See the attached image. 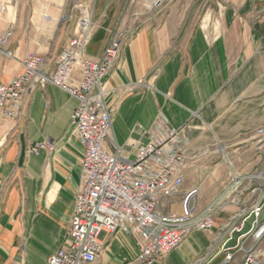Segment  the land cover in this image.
<instances>
[{
	"label": "crops",
	"instance_id": "crops-1",
	"mask_svg": "<svg viewBox=\"0 0 264 264\" xmlns=\"http://www.w3.org/2000/svg\"><path fill=\"white\" fill-rule=\"evenodd\" d=\"M93 8L87 56L99 58L112 33L125 34L105 78L112 120L105 150L133 160L159 118L183 127L189 165L179 191L160 197V213L180 214L193 189L191 203L200 212L238 179V200L225 197L211 229L190 231L153 264H219L231 229L264 200V176L257 175L264 143L256 134L264 127V0H94ZM73 10L66 0H0V35L11 31L4 46L11 56L0 55V84L21 72L29 53L46 59L45 72L54 70L75 32ZM215 10L219 17L200 16ZM75 105L67 91L46 84L25 95L18 117L0 113V264H46L65 243L82 186L84 148L70 124ZM44 141L53 148L30 151ZM143 240L134 224L117 228L91 264H140ZM243 240L250 246L251 234ZM242 253L234 250L229 264Z\"/></svg>",
	"mask_w": 264,
	"mask_h": 264
},
{
	"label": "built area",
	"instance_id": "built-area-1",
	"mask_svg": "<svg viewBox=\"0 0 264 264\" xmlns=\"http://www.w3.org/2000/svg\"><path fill=\"white\" fill-rule=\"evenodd\" d=\"M92 33L88 8L80 4L75 32L56 57L54 70L45 72L46 59L29 53L21 61V72L0 84V113L9 118L18 117L25 95L46 84L67 91L76 99L70 124L84 148L82 186L75 195L65 243L49 255L46 264H91L102 250L103 238L130 224L144 235L137 260L140 264H153L175 249L190 231L210 230L215 211L226 196L237 191L238 179H233L225 191L200 212L191 203L196 192L193 189L184 196L180 214L160 213L157 210L160 197L179 191L189 165L183 127H172L165 118H159L151 140L137 148L133 160L123 158L118 149L114 153L105 150L104 143L112 129L105 102L108 91L105 78L119 57L125 34L114 33L96 59L85 53ZM10 36V30L0 35V55L11 56L4 48ZM76 71L78 78L74 76ZM256 134L258 141L264 142V127L257 129ZM52 148L51 143L44 141L31 146L30 151L37 154ZM234 198L230 200L235 201ZM263 205L264 200L250 210L257 213L249 232L250 246L245 247L244 240H238L235 247L225 249L219 264L234 261V250L243 252L238 264H264V219H259Z\"/></svg>",
	"mask_w": 264,
	"mask_h": 264
},
{
	"label": "rangeland",
	"instance_id": "rangeland-1",
	"mask_svg": "<svg viewBox=\"0 0 264 264\" xmlns=\"http://www.w3.org/2000/svg\"><path fill=\"white\" fill-rule=\"evenodd\" d=\"M36 1V0H35ZM67 1V3H68V5L70 6V7H73V14L75 15H79V5L81 4V3H85V5L83 4V6H86V4L88 3L89 5H90V7L91 8H88V14H89V17L91 18V13H92V15H93V12H94V8H93V5H94V0H83V2H80L79 0H66ZM177 1H180V2H196V3H202V2H211V1H213V0H177ZM87 2V3H86ZM87 4V5H88ZM96 12V11H95ZM206 12L207 11H203L202 13H201V17H205V18H211V17H213V16H215V17H219L220 16V11L219 10H215V11H211V12H214L215 14H213L212 16L210 15V16H208V15H206ZM64 18L65 19H70V15L69 14H65V16H64ZM77 21V20H76ZM76 26V25H75ZM76 28V27H75ZM117 32V31H116ZM115 32V33H116ZM114 35V33H112V35L109 37V39L112 37ZM109 41V40H108ZM109 139L110 140H112L111 139V136H110V134H109ZM262 143H264V142H262ZM264 161V160H263ZM257 175L258 176H264V164H263V167L261 168V169H259L258 170V172H257ZM238 191V190H237ZM238 196H239V193L237 194V196H236V193H232V196L230 197V199H232V198H234V199H237L238 200Z\"/></svg>",
	"mask_w": 264,
	"mask_h": 264
},
{
	"label": "water",
	"instance_id": "water-1",
	"mask_svg": "<svg viewBox=\"0 0 264 264\" xmlns=\"http://www.w3.org/2000/svg\"><path fill=\"white\" fill-rule=\"evenodd\" d=\"M255 213L250 211L245 218L242 220L239 229L233 228L230 232L229 238L224 243V248H233L237 245L238 239L249 233L252 229V223L255 221Z\"/></svg>",
	"mask_w": 264,
	"mask_h": 264
},
{
	"label": "bare ground",
	"instance_id": "bare-ground-1",
	"mask_svg": "<svg viewBox=\"0 0 264 264\" xmlns=\"http://www.w3.org/2000/svg\"><path fill=\"white\" fill-rule=\"evenodd\" d=\"M254 213H255V217H256V212L255 211H253ZM255 220H256V218H255ZM255 222V221H254ZM254 222L252 223V225L254 224ZM236 229H239V227L238 228H236ZM232 230V229H231ZM239 240V239H238ZM226 249H230V248H226Z\"/></svg>",
	"mask_w": 264,
	"mask_h": 264
}]
</instances>
